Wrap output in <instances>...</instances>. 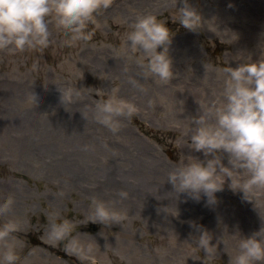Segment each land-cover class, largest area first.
Wrapping results in <instances>:
<instances>
[{
  "label": "rangeland",
  "instance_id": "1",
  "mask_svg": "<svg viewBox=\"0 0 264 264\" xmlns=\"http://www.w3.org/2000/svg\"><path fill=\"white\" fill-rule=\"evenodd\" d=\"M189 2L204 19L197 31L180 24L176 0H111L96 17L99 26L88 25L94 33L89 41L69 46V34L54 20L55 43L47 48L14 55L0 50V202L11 195L16 204L0 213V225L9 219L18 224L15 264H231L240 235L264 227V187L245 200L226 178L214 205L181 193L177 206L166 181L184 155L203 159L189 149L186 128L191 116L223 98V68L264 60V0ZM144 12L157 14L173 34L169 54L176 74L168 83L144 79L135 59L117 54ZM73 85L95 91L82 89L64 107L57 88ZM33 87L42 94L35 105L28 97ZM113 95L136 106L120 117L115 134L92 117V106ZM246 178V172L236 177ZM121 190L127 198L118 196ZM93 197L117 201L127 218L92 222ZM65 220L73 225L72 237L90 249L86 254L73 251L70 238L49 239L52 222ZM189 221L213 234L214 258L196 247ZM29 235H39L40 245Z\"/></svg>",
  "mask_w": 264,
  "mask_h": 264
},
{
  "label": "clouds",
  "instance_id": "2",
  "mask_svg": "<svg viewBox=\"0 0 264 264\" xmlns=\"http://www.w3.org/2000/svg\"><path fill=\"white\" fill-rule=\"evenodd\" d=\"M180 24L186 29L197 31L203 24V17L189 0H176ZM111 0H0V50L10 54L24 52L26 49L47 48L55 43L53 21L69 34L64 43L71 46L77 41H89L93 31L90 23L98 22L96 17L101 9H107ZM119 55L135 59L143 69L144 79L168 83L176 74L173 60L169 54L172 32L166 23L154 12L137 15L130 25ZM159 49V50H158ZM141 54L137 56V54ZM226 74L222 99L207 106L203 112L191 116L186 128L189 149L203 154V159L191 154L184 155L179 165L167 172L166 181L176 194L199 201L202 196L206 204L217 203V192L223 190L226 178L230 188L243 193V199L251 200L255 191L264 187V60H249L229 64L222 70ZM82 75V73H81ZM134 85L144 91L135 78ZM46 87V86H45ZM60 103L72 104L87 90L93 95V87L76 85L57 88ZM30 102H41V92L33 87L28 94ZM136 106L131 101L113 95L98 101L92 106V117L113 134L121 128L120 117L131 116ZM87 150L88 146H84ZM225 155L227 163H224ZM242 172L247 173L243 181L236 179ZM120 198L128 193L119 191ZM117 201L92 198L95 219L92 222L111 221L119 223L127 218L126 210L117 207ZM14 204L13 196L0 202V213H7ZM196 234L195 245L208 259L218 253L217 243H212L213 234L204 226L189 221ZM18 230L14 219L0 225V264H15L19 258L16 252ZM73 225L65 220L53 221L49 229V239L63 241L69 239L70 247L77 253L86 254L90 249L72 237ZM264 261V227L250 235L239 237L238 251L231 264H257Z\"/></svg>",
  "mask_w": 264,
  "mask_h": 264
},
{
  "label": "flooded vegetation",
  "instance_id": "3",
  "mask_svg": "<svg viewBox=\"0 0 264 264\" xmlns=\"http://www.w3.org/2000/svg\"><path fill=\"white\" fill-rule=\"evenodd\" d=\"M15 207H11V209H10V211H14L15 209H14ZM14 209V210H13ZM1 214H3V213H1ZM45 226L47 227V225H46V222H45V220L43 221V223L41 224V227H40V232H43L46 228H45ZM45 228V229H44ZM37 232H38V230H37ZM18 234H19V232H18ZM31 235V234H30ZM29 235V236H30ZM39 235H36V236H30L29 237V241H30V243L31 244H33V245H35V246H39L40 245V241L38 240V239H36L37 237H38ZM34 237H36V238H34ZM41 248V247H40ZM27 256V254H24V257H26ZM58 256H61L63 259L64 258H66L65 257V253H61V252H59L58 253Z\"/></svg>",
  "mask_w": 264,
  "mask_h": 264
},
{
  "label": "bare ground",
  "instance_id": "4",
  "mask_svg": "<svg viewBox=\"0 0 264 264\" xmlns=\"http://www.w3.org/2000/svg\"><path fill=\"white\" fill-rule=\"evenodd\" d=\"M160 192H161V191H160ZM159 195H162V194H159ZM172 197L174 198V200L177 201V202H176L177 206L180 205V201H181L182 199L184 200V198H185V196H183V195H181V194H178V195H175V196H172ZM160 199L163 201L164 196H161ZM15 206H16V204L14 203V204L12 205V207H15Z\"/></svg>",
  "mask_w": 264,
  "mask_h": 264
}]
</instances>
